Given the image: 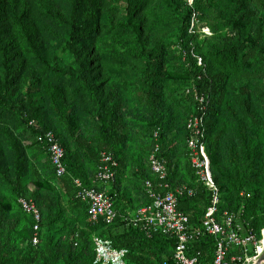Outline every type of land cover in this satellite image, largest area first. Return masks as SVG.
I'll list each match as a JSON object with an SVG mask.
<instances>
[{
  "label": "trees",
  "instance_id": "1",
  "mask_svg": "<svg viewBox=\"0 0 264 264\" xmlns=\"http://www.w3.org/2000/svg\"><path fill=\"white\" fill-rule=\"evenodd\" d=\"M55 1L0 0V177L11 194L0 193V264H93L95 236L126 249V264H175L174 239L161 234L149 238L126 226L121 217L149 202L144 182L156 178L149 156L157 132L160 156L169 170L168 181L172 186L186 184L194 191L190 197H179L177 208L190 216L192 227H200L211 194L198 182L189 164L185 126L191 117L199 115L206 130L205 148L219 191V208L239 213L245 230L264 229V212L248 213L255 196L244 194L256 179L250 172L264 170V0H192L183 11L179 10V0H166L179 22L171 33L178 45L175 62L166 57L163 42L151 50L141 45L140 27L134 21L147 0H122L126 25L142 48L137 54L143 65L141 77L122 83L123 95L129 92L135 96L134 110L146 114V125L136 128L132 138L130 132L124 134L128 131L124 129L127 115L132 112L126 113L117 91H104L106 79L89 80L82 62L79 74H71L75 85L69 98L65 95V70L57 56L39 61V72L29 73L25 92L19 93V82L30 68L27 59L35 64L44 32L55 26L65 28L71 50L81 40L89 43L101 32L98 20L105 0H65L69 5L66 15L58 12ZM204 26L211 35L201 40L200 28ZM166 82L183 90L185 97L177 99L186 116L181 126L167 119L172 107L170 95L164 91ZM250 126L257 129L258 145L251 146ZM18 127L23 130L17 135ZM47 131L54 133L65 151L67 174L61 178L56 177L45 146L37 141ZM142 134H147L150 142L139 151L121 147L123 142L141 141ZM179 141L181 151L172 145ZM102 152L112 153L117 162L114 180L107 184L117 213L110 225L102 220L89 221L87 206L76 197L73 183L77 178L91 186ZM7 153L14 161L12 174L4 168L5 159L10 161ZM28 154L36 158L34 164H29ZM44 155L46 163L42 161ZM224 158L231 172L223 165ZM125 173L130 175V182ZM29 178L31 192L25 184ZM132 186L138 188L134 197L130 196ZM19 198L33 200L40 211L36 246L31 243L32 218L20 208ZM67 203L71 217L64 208ZM73 210L80 215L74 216ZM192 247L207 261L214 253L215 241L203 235Z\"/></svg>",
  "mask_w": 264,
  "mask_h": 264
},
{
  "label": "built area",
  "instance_id": "2",
  "mask_svg": "<svg viewBox=\"0 0 264 264\" xmlns=\"http://www.w3.org/2000/svg\"><path fill=\"white\" fill-rule=\"evenodd\" d=\"M193 24V23H192ZM193 27V26H192ZM203 33L209 34L207 28ZM201 65V59H198ZM200 103L203 99L199 100ZM32 124V122L30 123ZM189 133L187 139V158L194 175L211 194L210 204L205 208L200 219V227L194 228L190 224V216L179 211L178 198L192 196L193 189L186 184L172 186L168 181L169 170L166 161L160 156L158 133L153 134L154 145L149 156V166L154 181L144 182V192L149 202L128 212L122 220L126 226L143 232L147 237L155 234L174 239L175 246L172 259L175 264H249L264 239V229L255 232L253 228L245 230L240 222L239 213L223 211L219 208L220 198L218 188L213 180L210 160L205 148V126L203 117H191L186 123ZM37 141L45 146L49 161L55 175L61 178L67 174L64 162L65 151L52 131H47L37 137ZM99 166L91 180V186H85L80 179L74 178L77 188L76 197L85 202L89 221L96 223L102 220L105 224H112L117 213L113 206V199L109 195L108 183L114 180V168L117 162L112 153L102 152ZM97 184V186H96ZM103 185L100 188L99 185ZM22 211L33 221V236L31 243L36 246L39 242L41 214L33 200L19 198L17 200ZM211 236L215 241V249L211 259L206 258L200 251H195L192 243L201 236ZM260 237L259 240L257 237ZM95 256L93 264H126L127 250L115 248L110 239L95 236Z\"/></svg>",
  "mask_w": 264,
  "mask_h": 264
},
{
  "label": "rangeland",
  "instance_id": "3",
  "mask_svg": "<svg viewBox=\"0 0 264 264\" xmlns=\"http://www.w3.org/2000/svg\"><path fill=\"white\" fill-rule=\"evenodd\" d=\"M179 1L181 3V7L179 9L180 11L184 10L185 4H192V0ZM54 4L59 13L62 12L63 15L67 14L69 10L68 2L65 0H57L54 2ZM146 4L147 5H145V7L141 9L138 14H136V19L134 21L135 24L140 27L141 45H144L146 50H151L158 42L161 41L165 44L164 48L166 57H172L174 62L177 61L179 56L177 51L178 45L176 43V38L173 37L171 33L176 30L179 22L175 17V13L171 11V4L167 3L166 0H147ZM123 5L124 3H122V0H105L102 4L101 17L98 20V23L101 26V32L96 36V38L90 40L89 43L81 40V43H79L72 50L68 49L69 47L66 44L68 33L65 28L55 26L53 29H50V32H44L41 38L39 54L34 56L36 60L35 64L31 63L30 59H27V63L30 65V68L29 71L24 75L25 78L19 82V93L23 94L25 92L26 86L28 85L29 73L36 71L39 72V61L57 56L56 58L61 61L65 70L64 85L67 86L65 95L69 98L70 89L75 85V81L71 79V74H79V62H82L85 65L87 78L89 80L106 79L107 81L105 83L106 85L104 86V91L106 93L110 92V90H113V93L114 91H117L121 96L120 98L123 99V107L126 110V113L132 112L130 115H127V120L124 126V129H128V131H124V134H128V132H130L132 138L135 129H142L143 126L146 125L147 120L146 114H139V109L134 110V108H137L135 96L129 92L123 95L125 91L122 87V83L137 81L141 77L140 71L143 68L142 60L137 57V54L142 48L137 42L138 39H136L132 31H130L126 25L121 10V6ZM110 10L113 11L111 12ZM140 19H142V22H140ZM194 23H196L195 19ZM192 26L193 24L191 23L190 30L193 28ZM203 28L207 27L204 26ZM203 28H200L203 34L200 37L201 40H203L206 36L211 35L210 31L209 34L203 33ZM42 77L47 81H53V84H57V82L49 76ZM60 80H58V82ZM163 86L165 88L164 91L170 95H168L170 98L169 104L170 107H172V112L169 113L167 119L169 121L174 120L179 123H177V126H181L183 123L181 119L185 118L186 116L183 114V109L181 110V108L178 107L177 99L185 97L183 90L177 89L178 87L173 84L171 85V82H166L163 84ZM174 88L176 90H174ZM239 121L240 120H238V122ZM240 122L245 123L244 121ZM11 125L13 128V122H11ZM247 125L251 124L247 123ZM251 127L252 126H250V134L252 135L251 146H255L259 144L260 138H258V135L255 134L257 129H251ZM22 130L23 128L18 127L15 129V132L18 135ZM120 134L123 135L122 132ZM149 140L150 139L147 134H142L141 141H132V143L123 142L121 147L128 149L132 148V152H135L137 150L139 151L142 145V147H144L146 144H148L150 142ZM172 145L178 146V151H181L183 148V145L180 143V141L179 143L175 142ZM221 151L225 152V148L222 147ZM5 157H7L10 161H6L5 159L4 168L9 174H12L14 169L13 158L8 153L5 155ZM27 158L29 164H34V162H36V158H33V156L30 154L27 155ZM42 161H46L45 155L42 158ZM223 165L226 169H228L229 172H231L227 158H224ZM127 167L129 168L128 165ZM125 175L128 179V182H130V175H127L126 173ZM250 175L255 176L256 179L254 184L244 191V194L255 196L254 201L249 204L250 209L248 213L249 216H252L254 215V212H264V170L251 171ZM128 182H125L126 185ZM25 184L28 190L31 192L33 190L31 179L29 178V181H27ZM137 189L138 188L132 186L133 193L132 195L130 194V196L134 197ZM7 190V186L2 183V178L0 177V193L5 196L11 195L7 192ZM64 208L66 209L67 216L71 217V213L68 212L70 205L68 203L64 204ZM79 213L80 212L78 210H73L74 216ZM260 222L261 221L258 223ZM261 226L263 225L260 224L259 227ZM257 238L261 240L259 236ZM255 256L257 257V255ZM244 264L247 263L245 262Z\"/></svg>",
  "mask_w": 264,
  "mask_h": 264
},
{
  "label": "bare ground",
  "instance_id": "4",
  "mask_svg": "<svg viewBox=\"0 0 264 264\" xmlns=\"http://www.w3.org/2000/svg\"><path fill=\"white\" fill-rule=\"evenodd\" d=\"M258 253H256L257 257L255 256L254 258L249 260V264H253L258 261L259 256H261L264 252V242L261 241V244L259 245L257 249Z\"/></svg>",
  "mask_w": 264,
  "mask_h": 264
},
{
  "label": "water",
  "instance_id": "5",
  "mask_svg": "<svg viewBox=\"0 0 264 264\" xmlns=\"http://www.w3.org/2000/svg\"><path fill=\"white\" fill-rule=\"evenodd\" d=\"M264 262V252L261 256H259L258 261L253 264H263Z\"/></svg>",
  "mask_w": 264,
  "mask_h": 264
},
{
  "label": "crops",
  "instance_id": "6",
  "mask_svg": "<svg viewBox=\"0 0 264 264\" xmlns=\"http://www.w3.org/2000/svg\"><path fill=\"white\" fill-rule=\"evenodd\" d=\"M127 213V212H126ZM263 241V240H262ZM264 242V241H263Z\"/></svg>",
  "mask_w": 264,
  "mask_h": 264
}]
</instances>
